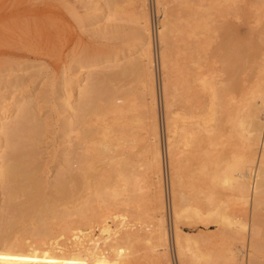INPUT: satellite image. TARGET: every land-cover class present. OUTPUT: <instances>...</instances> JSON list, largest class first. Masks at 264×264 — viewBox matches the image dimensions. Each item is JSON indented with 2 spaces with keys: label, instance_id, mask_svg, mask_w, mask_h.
Here are the masks:
<instances>
[{
  "label": "bare ground",
  "instance_id": "6f19581e",
  "mask_svg": "<svg viewBox=\"0 0 264 264\" xmlns=\"http://www.w3.org/2000/svg\"><path fill=\"white\" fill-rule=\"evenodd\" d=\"M126 1L137 27L129 52L80 66L101 71L115 62L111 72L64 83V127L74 134V149L61 154L66 166L55 180L38 174L25 149L34 137L18 134L30 100L0 112V264H173L170 206L180 264H241L246 236L249 264H263L264 9L236 48H212L217 16L250 1L176 0L185 11L178 16L171 0H155L159 78L148 0ZM105 3L106 20L114 22L123 2ZM133 77L139 89L123 85ZM236 206L250 208L252 220Z\"/></svg>",
  "mask_w": 264,
  "mask_h": 264
},
{
  "label": "rangeland",
  "instance_id": "374dc122",
  "mask_svg": "<svg viewBox=\"0 0 264 264\" xmlns=\"http://www.w3.org/2000/svg\"><path fill=\"white\" fill-rule=\"evenodd\" d=\"M121 1L124 11L114 22H107L105 15L110 8L107 7L105 0H0V112L9 102L21 98L30 100L28 121L18 134L34 137L32 142H26L28 147L25 149L32 153L30 159L33 165L39 168L38 174L50 182L55 180L57 173L64 170L66 166V163L61 161V154L64 152L70 154L74 149V134L66 132L64 127V121L69 115V111L64 107V101L60 99L65 91L64 83L70 82L76 75L83 74L92 77L90 72L94 75L111 72L114 70L115 62L107 64L105 67L108 68L104 67L105 69L101 71H92L89 68L80 69V66L105 55L112 57L122 55V53L125 55L130 50L127 42L132 40L130 36L134 34L136 31L134 28L137 29V27H134L135 24L130 18L127 19V15L135 9L130 10L131 5L128 6V1ZM243 1V3L239 2L240 7L246 4L245 0ZM246 1H250L252 6L243 5L244 8L238 10L232 6L223 12V16H217L216 29L210 41L212 48L223 44L234 49L238 45V36L241 38L248 36V22L251 21L252 25L256 26V19L264 9L261 7L262 0ZM154 5L156 6L155 0ZM170 9L178 16L185 15L180 1L171 0ZM148 14L152 20L151 0H148ZM104 27L107 29L104 30V34H101L99 30ZM252 38L255 44H260L256 36ZM160 44L157 36L158 56L155 54V40L153 41V52L158 67L160 66L158 58ZM180 45L183 46V38ZM154 69L156 72L157 66ZM162 71L164 78V70ZM157 74L160 78V67ZM135 78L137 77L123 80V85L128 87V84L133 82L132 87L139 89L138 79ZM72 86L70 83L67 85L68 91L73 92ZM158 99L159 118L161 117L159 121L161 123L162 120L163 130L164 113L160 85ZM70 102L73 105L77 102L74 92ZM163 135L164 130L162 131L163 142L160 138V144L165 149ZM69 141L73 142L72 147ZM64 148L67 150L63 151ZM166 159L163 186L167 191L169 186L170 192L169 166ZM2 204L3 196L0 195V207ZM235 209L244 219L252 220L250 208L236 206ZM171 213V206L170 209L167 207L166 223L169 224L168 228L171 231L169 252L173 264H180L172 234L174 226ZM262 214L264 216V213ZM262 222L264 226V217ZM185 226L194 229L197 227L194 224H185ZM211 229L214 230L215 227ZM241 245L240 263L249 264L250 240L248 236L244 238ZM260 261L264 264V257Z\"/></svg>",
  "mask_w": 264,
  "mask_h": 264
},
{
  "label": "built area",
  "instance_id": "2783aa9c",
  "mask_svg": "<svg viewBox=\"0 0 264 264\" xmlns=\"http://www.w3.org/2000/svg\"><path fill=\"white\" fill-rule=\"evenodd\" d=\"M151 8H152V22H153V27H155L154 28V31H155L156 25H157V17H156L157 10H156V6L154 5V0H151ZM155 33H156V31H155ZM155 54H156V56H158V48H156V44H155ZM158 69H159V67H158ZM169 199L170 198L168 196V201H169Z\"/></svg>",
  "mask_w": 264,
  "mask_h": 264
}]
</instances>
